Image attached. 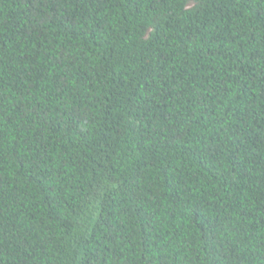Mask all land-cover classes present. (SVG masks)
<instances>
[{"label": "trees", "instance_id": "trees-1", "mask_svg": "<svg viewBox=\"0 0 264 264\" xmlns=\"http://www.w3.org/2000/svg\"><path fill=\"white\" fill-rule=\"evenodd\" d=\"M0 264H264V0H0Z\"/></svg>", "mask_w": 264, "mask_h": 264}]
</instances>
